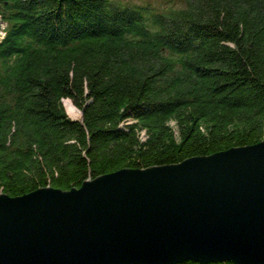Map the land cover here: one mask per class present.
Listing matches in <instances>:
<instances>
[{
    "label": "trees",
    "instance_id": "16d2710c",
    "mask_svg": "<svg viewBox=\"0 0 264 264\" xmlns=\"http://www.w3.org/2000/svg\"><path fill=\"white\" fill-rule=\"evenodd\" d=\"M0 16V191L264 139V0H0Z\"/></svg>",
    "mask_w": 264,
    "mask_h": 264
},
{
    "label": "water",
    "instance_id": "95a60500",
    "mask_svg": "<svg viewBox=\"0 0 264 264\" xmlns=\"http://www.w3.org/2000/svg\"><path fill=\"white\" fill-rule=\"evenodd\" d=\"M186 259L264 264V139L68 189L0 191V264Z\"/></svg>",
    "mask_w": 264,
    "mask_h": 264
},
{
    "label": "rangeland",
    "instance_id": "374dc122",
    "mask_svg": "<svg viewBox=\"0 0 264 264\" xmlns=\"http://www.w3.org/2000/svg\"><path fill=\"white\" fill-rule=\"evenodd\" d=\"M124 3H131V4H151L158 9H169L171 7H181L186 6L189 0H120ZM6 26V22L0 16V40L4 37L5 32L4 28ZM64 104L68 114L71 117H80V108L75 104V106L70 101H65ZM72 101V100H71Z\"/></svg>",
    "mask_w": 264,
    "mask_h": 264
},
{
    "label": "bare ground",
    "instance_id": "6f19581e",
    "mask_svg": "<svg viewBox=\"0 0 264 264\" xmlns=\"http://www.w3.org/2000/svg\"><path fill=\"white\" fill-rule=\"evenodd\" d=\"M67 101V100H66ZM81 113V112H80Z\"/></svg>",
    "mask_w": 264,
    "mask_h": 264
},
{
    "label": "clouds",
    "instance_id": "9594fccd",
    "mask_svg": "<svg viewBox=\"0 0 264 264\" xmlns=\"http://www.w3.org/2000/svg\"><path fill=\"white\" fill-rule=\"evenodd\" d=\"M5 31V30H4Z\"/></svg>",
    "mask_w": 264,
    "mask_h": 264
}]
</instances>
